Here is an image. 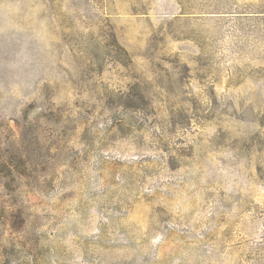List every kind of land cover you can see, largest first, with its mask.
<instances>
[{"label": "rangeland", "instance_id": "obj_1", "mask_svg": "<svg viewBox=\"0 0 264 264\" xmlns=\"http://www.w3.org/2000/svg\"><path fill=\"white\" fill-rule=\"evenodd\" d=\"M0 264H264V0H0Z\"/></svg>", "mask_w": 264, "mask_h": 264}]
</instances>
